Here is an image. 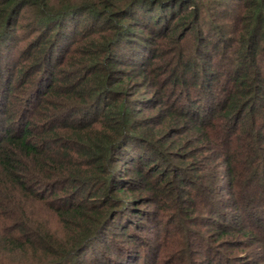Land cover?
<instances>
[{"label":"trees","instance_id":"trees-1","mask_svg":"<svg viewBox=\"0 0 264 264\" xmlns=\"http://www.w3.org/2000/svg\"><path fill=\"white\" fill-rule=\"evenodd\" d=\"M0 264H264V0H0Z\"/></svg>","mask_w":264,"mask_h":264}]
</instances>
